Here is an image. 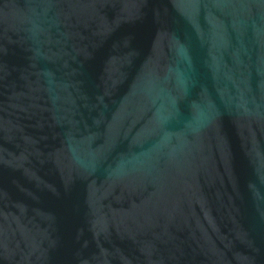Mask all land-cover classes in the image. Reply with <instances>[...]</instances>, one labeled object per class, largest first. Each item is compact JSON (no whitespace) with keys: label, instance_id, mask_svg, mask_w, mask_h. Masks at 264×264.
Masks as SVG:
<instances>
[{"label":"water","instance_id":"water-1","mask_svg":"<svg viewBox=\"0 0 264 264\" xmlns=\"http://www.w3.org/2000/svg\"><path fill=\"white\" fill-rule=\"evenodd\" d=\"M0 264H264V0H0Z\"/></svg>","mask_w":264,"mask_h":264}]
</instances>
